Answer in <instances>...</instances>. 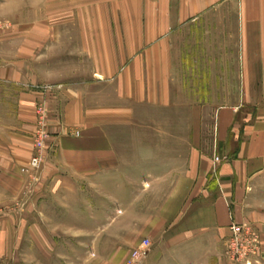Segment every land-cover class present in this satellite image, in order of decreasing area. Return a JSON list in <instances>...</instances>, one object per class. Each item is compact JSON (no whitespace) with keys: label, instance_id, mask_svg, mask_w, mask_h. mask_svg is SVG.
<instances>
[{"label":"crops","instance_id":"crops-1","mask_svg":"<svg viewBox=\"0 0 264 264\" xmlns=\"http://www.w3.org/2000/svg\"><path fill=\"white\" fill-rule=\"evenodd\" d=\"M128 2L126 13L96 15L99 24L94 30L87 29L86 16L78 13L65 15L66 22L56 28L37 21L0 37L3 206L24 202L28 178L21 171L35 155L38 112L46 103L45 173L33 202L61 191V204L67 205L70 188L86 181L122 180L123 172L134 165L130 156L134 147L117 141L115 129L131 124V100L138 95L141 102L144 87L168 84L161 82V71L167 79L173 46L176 86H234L238 89L234 100L239 104L216 111L214 153L197 159L185 179L186 188L181 184L179 192L187 200L177 218L158 232L145 228L152 234L146 261L232 264L226 251L233 224L252 225L264 244V0ZM111 4L119 11L118 1ZM196 38L200 45L205 38L204 49L196 50ZM204 52L201 66L203 58L198 54ZM88 55L93 60L89 77ZM199 70L206 71L205 82L196 81L203 77ZM43 86L54 88L44 92ZM98 86L104 88H90ZM76 131L81 136H74ZM40 209L30 213H46ZM7 222L2 227L17 225ZM21 223L19 229L69 227L45 221ZM117 226L94 223L95 229ZM139 228L138 223L126 227ZM114 236L118 241L119 236ZM132 236L122 243L134 244ZM49 242L55 246L57 240L52 236ZM72 255L70 250L54 251L52 260H72Z\"/></svg>","mask_w":264,"mask_h":264},{"label":"rangeland","instance_id":"rangeland-1","mask_svg":"<svg viewBox=\"0 0 264 264\" xmlns=\"http://www.w3.org/2000/svg\"><path fill=\"white\" fill-rule=\"evenodd\" d=\"M113 1H118L119 11L111 4ZM128 1L0 0V37L20 27L30 28L37 21H44V25L49 24L56 28L66 22L62 20L65 15L78 13L86 16L87 29L94 30L99 24L95 22L96 15L126 13L129 9ZM72 29L75 28L72 26ZM190 40L188 38L186 42ZM205 41V38H202L203 45H200L196 38L194 46L196 50L204 49ZM186 42L184 44H188ZM169 56L168 61L172 62V69L167 71V79H164V71H161L163 72L161 82L168 81V84L144 87L140 96L141 102L138 95L131 100L133 109L131 124L115 129L114 137L117 141L128 142L134 147L130 155L134 165H130L123 172L122 180H107L102 183L86 181L77 189L70 188L67 192L69 194L70 191V196L66 197L67 205L61 204L62 198L58 197L61 191L54 192L55 196L39 199L37 203L36 200L33 202L32 195L40 186L39 183L45 173L42 164L40 169L31 167L34 157L44 159L49 137L47 122L44 119L45 130L41 141L39 139L33 141L35 155L24 164L29 173L21 171L28 178L24 185V202L21 205L15 202L5 207L0 198V264H161L146 261L152 247L150 231L158 232L177 218L187 200L182 197V192H179L181 184L183 189L186 188L185 179L190 175L192 165L196 164L197 159L201 161L214 153L213 128L216 111L222 106L239 104L234 100L238 95V89L234 86L202 84L176 86L173 77V46ZM198 56L203 58L200 65L204 66L202 63L205 62V52L199 53ZM90 57L88 55V77L93 66ZM158 72L157 69L154 71L155 74ZM196 72L203 75L196 81L205 82L206 71ZM47 88L52 90L54 87L43 86L40 90L47 92ZM73 135L81 136L78 131ZM34 204L41 209L36 208ZM32 209H44L46 213L31 214ZM6 221L17 222V225L12 224L9 229L5 228V225L2 227ZM39 221L58 226L68 224L69 227H55L49 230L19 229L24 225L21 222ZM96 222L100 224L114 222L119 226L118 229L113 227L95 229ZM133 223L134 226L138 223L141 228L127 230V225ZM240 226L244 228L242 235L248 241L252 242L255 238L258 241V250L251 257L252 264H264L262 259L264 244L259 231L252 225ZM146 227L147 229L150 227L151 230H146ZM146 232L148 236L144 234ZM230 232L231 240L234 234L231 228ZM114 235L119 236V243ZM129 235H135L132 236L135 238L134 244L122 243L127 241ZM52 236L57 240L55 246L49 242ZM228 245L226 253L229 260L232 264H237L231 258ZM63 250L72 251V260H52L54 251L60 253ZM137 253L140 254L139 257L136 256Z\"/></svg>","mask_w":264,"mask_h":264},{"label":"built area","instance_id":"built-area-1","mask_svg":"<svg viewBox=\"0 0 264 264\" xmlns=\"http://www.w3.org/2000/svg\"><path fill=\"white\" fill-rule=\"evenodd\" d=\"M51 90V88H47L46 91ZM47 114V109L45 108V104L42 105L39 109L38 115H39V141L42 138V134L44 133V126H45V120ZM220 160L216 158V162H219ZM43 162V159L41 157H34L31 161V167L35 169H40L41 164ZM23 173H29V170L23 169ZM244 228L240 225H232L231 231H233V238L229 241L228 248L230 250L231 258L233 262L237 264H252L251 257L255 255V251L258 250V241L255 238L254 241L250 242L247 240V238L242 235ZM136 256H140L139 253L136 254Z\"/></svg>","mask_w":264,"mask_h":264}]
</instances>
